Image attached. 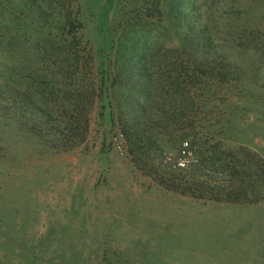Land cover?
I'll return each mask as SVG.
<instances>
[{"label": "rangeland", "instance_id": "374dc122", "mask_svg": "<svg viewBox=\"0 0 264 264\" xmlns=\"http://www.w3.org/2000/svg\"><path fill=\"white\" fill-rule=\"evenodd\" d=\"M146 2L0 0V264H264V0H183L182 20ZM136 24L142 143L122 130ZM7 87L74 104L85 138L51 139ZM163 143L196 196L160 182Z\"/></svg>", "mask_w": 264, "mask_h": 264}, {"label": "trees", "instance_id": "16d2710c", "mask_svg": "<svg viewBox=\"0 0 264 264\" xmlns=\"http://www.w3.org/2000/svg\"><path fill=\"white\" fill-rule=\"evenodd\" d=\"M145 1V0H144ZM148 5L154 3V0H146ZM158 1V5L161 4L164 9L169 13V16H174L176 18H179V20L183 19V15H185L184 11V5L183 0H156ZM145 11L150 10L152 7H146L144 6ZM182 15V16H181ZM60 21V20H59ZM62 22V20L60 21ZM137 27H130L129 28V60H131L132 65L137 69V82L135 88L133 89V92L131 94H128L126 97L127 102V116L125 119L129 123V127L125 125L123 127V134L128 136L130 135L131 140L132 137L134 138L136 135L138 136L139 143H142L141 138V130L144 131L146 127L148 126V123L150 121L149 115H147L144 111V107L146 105V96L145 91L149 85V79L146 75V69L144 68L143 62L145 59L144 54V47L147 44L148 36L145 35V31H142L139 26V24H136ZM143 25V24H140ZM194 31V30H193ZM180 40L183 43H187L189 45H205L203 41H207L208 38H200V33L198 32H186L182 31L179 32ZM202 39V41H201ZM134 87V85H133ZM6 90L13 94H17L18 96H21V102L23 104H27L30 106L31 99L20 89L10 88L7 87ZM74 105V104H73ZM71 104V107L73 106ZM31 107V106H30ZM35 108H29L28 116L30 118L31 123H34L36 126H39L42 130L46 131V134H48V137L55 140H62L63 138L68 139L69 141H74L75 135L77 136L78 140L75 141V143H78L79 141H82L88 131V118L85 115L79 114L78 109L71 108L70 105L68 108H64L63 111L61 106L51 105L48 106L46 109L39 107L37 105H34ZM64 112V113H63ZM61 113V114H59ZM173 115L172 113H161V114H154L152 118L156 121L162 120L167 118V120ZM164 120H162L163 122ZM144 133V132H143ZM146 136V134L144 133ZM189 134H187L188 136ZM187 136H183L179 133L178 135V146L174 145L171 148L173 149H179V145L183 142L186 143V145H189L187 139ZM71 139V140H70ZM165 141L164 138L161 137V141ZM66 141V140H65ZM130 141V140H129ZM167 143V142H166ZM166 143H163V149L162 155H164L163 161H161V165L165 169V173L168 175V178H161L163 185L171 190L179 191L182 194H189L192 196H196L195 194V188L194 183L191 182L192 174L190 171L192 170V167L190 165L185 164V162H181L177 160L175 157L171 158L168 154H166ZM175 144V143H173ZM74 145V144H73ZM140 145V144H138ZM73 147V146H72ZM140 146H138V149ZM187 148L186 150H188ZM184 148H182V152L186 155V151ZM164 153V154H163ZM184 155V156H185ZM169 158V159H168ZM206 171L208 170L207 167ZM196 171H200V169L197 168ZM178 175V176H177ZM190 175V176H189ZM199 174L196 172L194 173L195 177H201L198 176ZM173 181V184H170L169 182ZM202 183L205 182L204 180L201 181ZM176 183V184H175ZM206 183V182H205ZM188 184L192 185L191 188L188 186ZM180 186H183V189L180 188Z\"/></svg>", "mask_w": 264, "mask_h": 264}]
</instances>
